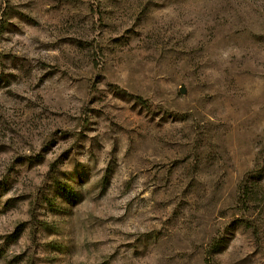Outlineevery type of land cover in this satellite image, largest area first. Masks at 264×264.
Returning <instances> with one entry per match:
<instances>
[{"label":"rangeland","instance_id":"374dc122","mask_svg":"<svg viewBox=\"0 0 264 264\" xmlns=\"http://www.w3.org/2000/svg\"><path fill=\"white\" fill-rule=\"evenodd\" d=\"M0 264H264V0H0Z\"/></svg>","mask_w":264,"mask_h":264},{"label":"trees","instance_id":"16d2710c","mask_svg":"<svg viewBox=\"0 0 264 264\" xmlns=\"http://www.w3.org/2000/svg\"><path fill=\"white\" fill-rule=\"evenodd\" d=\"M56 185H57V188L59 190L61 189L65 193H69L71 195H74V193H75L74 189L70 188L69 186H61V184H59V183H56Z\"/></svg>","mask_w":264,"mask_h":264}]
</instances>
